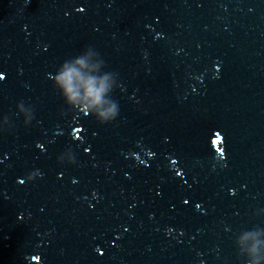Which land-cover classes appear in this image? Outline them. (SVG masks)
<instances>
[{"label":"water","instance_id":"water-1","mask_svg":"<svg viewBox=\"0 0 264 264\" xmlns=\"http://www.w3.org/2000/svg\"><path fill=\"white\" fill-rule=\"evenodd\" d=\"M89 45L118 73L104 125L52 83ZM0 77V264H243L236 235L264 228V0H0Z\"/></svg>","mask_w":264,"mask_h":264},{"label":"clouds","instance_id":"clouds-1","mask_svg":"<svg viewBox=\"0 0 264 264\" xmlns=\"http://www.w3.org/2000/svg\"><path fill=\"white\" fill-rule=\"evenodd\" d=\"M106 67L100 53L89 45L75 57L65 60L52 77L53 86L69 110L91 115L101 125L115 121L120 112L119 104L112 96L119 87L118 73L105 71ZM16 109V115L23 117L24 125L31 124L35 118L34 108L21 100ZM12 127L9 117L0 121V130L9 131ZM57 161L73 165L76 157L69 148L57 157ZM35 175L29 174L27 180L32 181ZM234 243L243 264H264V228L256 226L243 230L236 235Z\"/></svg>","mask_w":264,"mask_h":264},{"label":"snow or ice","instance_id":"snow-or-ice-1","mask_svg":"<svg viewBox=\"0 0 264 264\" xmlns=\"http://www.w3.org/2000/svg\"><path fill=\"white\" fill-rule=\"evenodd\" d=\"M213 143L215 145H220L221 144V137H220L219 134H217L216 139L213 141Z\"/></svg>","mask_w":264,"mask_h":264}]
</instances>
